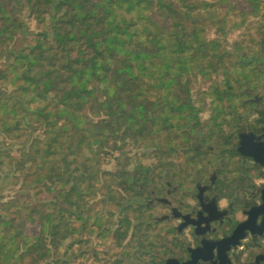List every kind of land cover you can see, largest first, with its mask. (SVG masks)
I'll return each instance as SVG.
<instances>
[{"label":"trees","instance_id":"16d2710c","mask_svg":"<svg viewBox=\"0 0 264 264\" xmlns=\"http://www.w3.org/2000/svg\"><path fill=\"white\" fill-rule=\"evenodd\" d=\"M23 12L42 27L39 33L23 38ZM229 17L242 24L247 19L245 30L254 23L251 31L263 33L264 0H0V99L8 85L20 82L9 115L16 128L22 124L26 138L16 150L0 144V204L20 202L23 229L39 231L61 221V212L79 219L78 232L74 224L72 232L15 244L0 264H131L134 254L120 238L131 225L101 221L108 209L99 207L103 201L87 211L83 202L96 191L106 202L122 200L117 187L130 198L136 195L132 181L141 176L133 171L143 168L136 167L141 160H118L130 146L155 148L143 156L153 153L160 163L177 152L174 136L198 106L187 94V78L207 81L221 71L223 61L214 55L218 44L206 40V29L227 34ZM224 84V93L210 97L227 99L231 88ZM8 128L0 122V136ZM43 128L61 134L59 162L51 158L55 138L43 151L38 147L37 135L45 134L37 130ZM29 140L35 144L31 154ZM107 156L115 158L119 173L112 186L95 187V176L86 170H99L97 162ZM35 160L37 171L29 175ZM71 163L86 173L72 174ZM0 222L1 230L9 226L4 216Z\"/></svg>","mask_w":264,"mask_h":264},{"label":"flooded vegetation","instance_id":"af4514ba","mask_svg":"<svg viewBox=\"0 0 264 264\" xmlns=\"http://www.w3.org/2000/svg\"><path fill=\"white\" fill-rule=\"evenodd\" d=\"M247 62L264 81V59ZM250 103L202 128L191 113L182 166L151 155L131 180L145 221L120 234L131 264H264V95Z\"/></svg>","mask_w":264,"mask_h":264},{"label":"rangeland","instance_id":"374dc122","mask_svg":"<svg viewBox=\"0 0 264 264\" xmlns=\"http://www.w3.org/2000/svg\"><path fill=\"white\" fill-rule=\"evenodd\" d=\"M246 20L247 19H245V24ZM249 20L253 19L250 18ZM254 21L259 22L260 18H256ZM21 23L23 25V38L34 33H39L42 30V27H37L26 12L22 13ZM226 24L228 30L227 34H225V31L221 32L219 29H206V40L215 41L218 44L216 53L214 55L215 57L219 56L221 61H223L221 71L207 81L201 80L199 76L193 82L192 77L187 78V80L191 81V90L187 91V94H191V99L193 102H198V106L194 107L196 111L194 115L196 116L195 122L198 123L199 128H202L204 123L211 124L214 120L215 122L220 121V119L216 116L224 117L225 115L227 116L228 114L234 112L235 109H233V106L238 111H243L249 102H251L250 104H253L256 99H260L264 95V81L261 76L257 75L260 73L255 72V65L253 63L250 64L247 62L248 58H251L255 61L264 59V39L263 41H260L261 34H264V32L259 33L256 31H251V29H255L254 23H250L245 30V24H242L241 20L234 17H229ZM21 40V38L17 39L15 41L16 45H19ZM2 61H4V59ZM225 81H228L231 88L227 99L225 98L222 102H219V98L210 97L216 92H223ZM5 90V96L2 98V100L0 99V122H2V125L8 124L9 128L7 132H1L3 136H0V144L4 145V147H2L4 150L9 151L12 148H15V150L17 148L20 149L21 145L26 142V138L24 137L25 132L22 130V124L16 128L12 116L9 115V110L10 114H12L14 112L16 103H18L20 82L16 83L14 86L8 85ZM203 96L206 97L203 98ZM226 116L224 117L223 121H225ZM231 117L232 115L230 118ZM189 123L190 121L188 120L182 122L180 124L178 133L174 136L176 139L173 145L176 146L177 152L170 155L172 157L170 158V161L175 169H177V167H181L184 163V160L181 158L185 155V142L183 140L185 136L183 134L186 133ZM10 127H15L16 129L9 131ZM68 131L71 133L69 129ZM37 132L38 134H45V136L37 135V139L39 141L38 147H40L41 151L46 149L50 141L55 138L53 144L56 150L55 152L53 151V156L51 158L54 159V161H58L60 152L65 149V144L61 140L60 132L56 134L50 128L39 129ZM165 145L166 141L163 143V149L165 148ZM33 147H35V144L32 145V141L29 140L27 142V153L31 154ZM146 149L153 151L155 148L145 147L139 149L132 145L128 149L127 153H125L123 156H118V160H122L124 156L130 158V160L140 159L141 161L136 163V167L143 168L133 171L136 176L139 175V171H150L153 168V163L150 160L151 155L148 157L143 156V154L146 152ZM1 158L2 156L0 155V160ZM78 161H80V157H78ZM119 163L122 162L119 161ZM35 164H37V160L28 165L29 170L27 173L29 175L36 173L37 169L34 167ZM116 165L117 162L115 158L107 156L105 159L99 160L97 162V168L99 170L90 171V169L86 171H89L88 173L95 176V179L93 180L95 187H100V185L112 186L114 178H117L115 175H117L120 170V168L118 169ZM59 166L61 167L62 165L59 164ZM65 168L68 171L69 167L66 166ZM70 169L74 170L72 174L81 175L86 173V171H82L83 168L81 165L75 163H71ZM143 175L144 174H142V176ZM145 175L147 176L146 179H148L150 173ZM11 176L15 178L14 174ZM1 184L0 175V188H2ZM141 186L142 184H139L138 189H140ZM6 188L9 189V186H6ZM96 193L97 191L91 196V198L86 199L83 202L86 203L85 210L83 211L90 209L92 203H95L96 201H103L105 205L101 203L99 207L101 209H108L100 214L99 217L101 218V221L110 220L114 226L119 222L121 227L122 225H125L126 222L133 225L132 222H128V219H133V217L139 216V219L135 220L134 224L145 223L144 219L142 218V207L137 209V205L140 206L141 203L138 200L139 196L130 198L128 197V193L124 192L120 187H117L118 197H121L122 200L106 202L100 193ZM9 194L13 195V193ZM7 202V199H4L0 204V216L6 217V223L9 225L5 227V230L0 229V263L5 257H8L14 252L15 244H32L33 242L43 239L45 235L51 233H62L65 231L72 232L74 224L75 229L78 232L77 229L79 219L68 212H61L59 215L62 219L61 221L55 220L52 224L45 225L44 228L39 231H36L35 228L23 229L19 227V225L21 224V219L25 212L20 210V202L14 201L11 204H7ZM68 216L73 218L71 223H69ZM2 226L3 223L0 222V228ZM102 237L107 239L106 235H103ZM97 245L98 243L96 246Z\"/></svg>","mask_w":264,"mask_h":264}]
</instances>
